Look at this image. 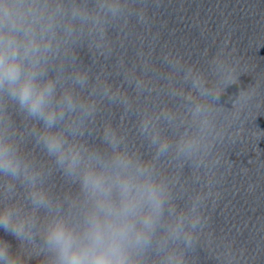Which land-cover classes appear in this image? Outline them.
<instances>
[{"label": "water", "instance_id": "95a60500", "mask_svg": "<svg viewBox=\"0 0 264 264\" xmlns=\"http://www.w3.org/2000/svg\"><path fill=\"white\" fill-rule=\"evenodd\" d=\"M4 5L21 45L35 41L42 79L64 108L47 128L0 91V140L20 164L15 175L0 171V213H10L7 227L0 221V264H61L49 228L85 226L89 165L160 192L135 264H264V0ZM46 131L79 150L77 167L49 152ZM117 152L127 170L113 163Z\"/></svg>", "mask_w": 264, "mask_h": 264}, {"label": "clouds", "instance_id": "9594fccd", "mask_svg": "<svg viewBox=\"0 0 264 264\" xmlns=\"http://www.w3.org/2000/svg\"><path fill=\"white\" fill-rule=\"evenodd\" d=\"M19 23L8 5L0 8V91L6 90L30 115L42 118L51 128L63 116L64 105L57 109L53 102L55 84L42 79L45 69L35 58V41L23 46L18 41L15 29ZM64 99L71 103L70 95ZM106 134L115 143V133L109 129ZM43 139L61 163L67 162L70 169L79 165V150L74 145L66 149L61 133L46 131ZM166 146L162 141L161 148ZM113 163L127 170L130 160L117 152ZM19 167L15 148L0 140V171L15 175ZM83 180L94 201L85 226L77 230L59 220L49 228L48 239L58 249L61 264H135L134 252L147 242L159 215V190L151 182L134 183L133 177L120 172L113 179L107 168L96 171L91 165L86 167ZM113 187L118 189V200L112 198ZM0 221L5 227L9 225L8 210L0 213ZM22 229L23 224H19L15 231L19 234Z\"/></svg>", "mask_w": 264, "mask_h": 264}]
</instances>
